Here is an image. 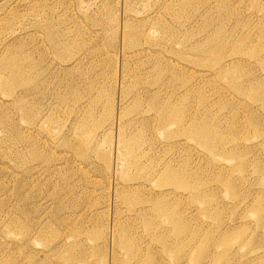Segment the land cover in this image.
Segmentation results:
<instances>
[{
    "label": "rangeland",
    "instance_id": "obj_1",
    "mask_svg": "<svg viewBox=\"0 0 264 264\" xmlns=\"http://www.w3.org/2000/svg\"><path fill=\"white\" fill-rule=\"evenodd\" d=\"M11 10L0 264H264V0Z\"/></svg>",
    "mask_w": 264,
    "mask_h": 264
},
{
    "label": "bare ground",
    "instance_id": "obj_2",
    "mask_svg": "<svg viewBox=\"0 0 264 264\" xmlns=\"http://www.w3.org/2000/svg\"><path fill=\"white\" fill-rule=\"evenodd\" d=\"M38 2V1H37ZM35 3V2H34ZM179 3V2H178ZM33 6V5H32ZM15 8V7H14ZM32 8V7H31ZM21 9V8H20ZM19 9V10H20ZM28 9V8H27ZM33 10V9H32ZM13 11H14V9H13ZM12 10L10 11V12H6V13H4V14H1L0 15V25L3 23V22H6L8 19H9V17H8V15H10V13L11 12H13ZM25 12V11H24ZM28 12V11H27ZM22 14V13H21ZM27 14V13H26ZM154 14V13H153ZM156 14V13H155ZM21 16V15H20ZM22 17V16H21ZM143 18V17H142ZM14 19V18H13ZM141 19V18H140ZM20 20V19H19ZM10 21V20H9ZM41 21V20H40ZM143 21V20H142ZM50 25V24H49ZM38 27V26H37ZM44 29H46V28H44ZM11 37V36H10ZM7 39V38H6ZM8 48V47H7ZM1 51V50H0ZM4 53V52H3ZM79 63V62H78ZM6 70H10V73H11V79H14L15 80V82H16V84H21V85H23L24 84V80H22V79H16L14 76H13V73H15V71L17 70V67H16V65L12 62V60H4V62H3V60H1V62H0V71L1 72H4V71H6ZM11 79L10 78H7L6 77V75H3V74H1V76H0V80L2 81V82H4V84H9V86L10 85H12V81H11ZM18 99V98H17ZM13 101V100H12ZM19 101H21V100H19ZM16 104V103H15ZM1 109H2V107H0ZM36 126V125H35ZM34 129V128H33ZM35 129H36V127H35ZM34 129V130H35ZM162 212H164L163 210H161ZM171 217V216H170Z\"/></svg>",
    "mask_w": 264,
    "mask_h": 264
}]
</instances>
